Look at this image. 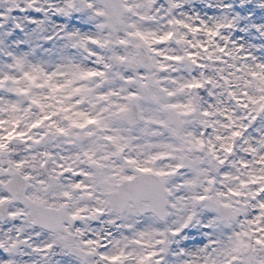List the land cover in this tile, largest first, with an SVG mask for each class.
Wrapping results in <instances>:
<instances>
[{
  "label": "snow or ice",
  "instance_id": "6c2138e0",
  "mask_svg": "<svg viewBox=\"0 0 264 264\" xmlns=\"http://www.w3.org/2000/svg\"><path fill=\"white\" fill-rule=\"evenodd\" d=\"M0 264H264V0H0Z\"/></svg>",
  "mask_w": 264,
  "mask_h": 264
}]
</instances>
